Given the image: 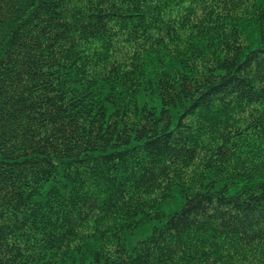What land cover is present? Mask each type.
<instances>
[{
  "label": "trees",
  "instance_id": "16d2710c",
  "mask_svg": "<svg viewBox=\"0 0 264 264\" xmlns=\"http://www.w3.org/2000/svg\"><path fill=\"white\" fill-rule=\"evenodd\" d=\"M0 264H264V0H0Z\"/></svg>",
  "mask_w": 264,
  "mask_h": 264
},
{
  "label": "rangeland",
  "instance_id": "374dc122",
  "mask_svg": "<svg viewBox=\"0 0 264 264\" xmlns=\"http://www.w3.org/2000/svg\"><path fill=\"white\" fill-rule=\"evenodd\" d=\"M174 203H175V205H173ZM177 203H178V202H171V203L167 204V206L165 207V209H168V210H169V209L173 208L174 206H176ZM147 232H148V231L144 230L143 233H142V232H139V233L137 234V236H138V237H141V236L145 235Z\"/></svg>",
  "mask_w": 264,
  "mask_h": 264
}]
</instances>
